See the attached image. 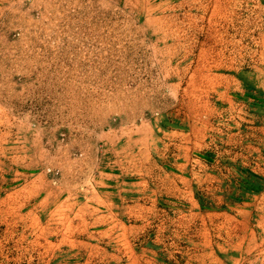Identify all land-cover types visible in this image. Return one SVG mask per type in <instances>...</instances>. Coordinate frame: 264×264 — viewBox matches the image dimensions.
Wrapping results in <instances>:
<instances>
[{
    "label": "rangeland",
    "instance_id": "1",
    "mask_svg": "<svg viewBox=\"0 0 264 264\" xmlns=\"http://www.w3.org/2000/svg\"><path fill=\"white\" fill-rule=\"evenodd\" d=\"M0 264H264V0H0Z\"/></svg>",
    "mask_w": 264,
    "mask_h": 264
}]
</instances>
